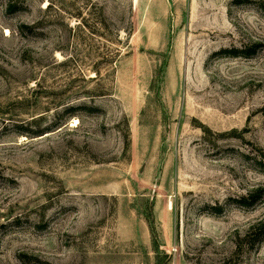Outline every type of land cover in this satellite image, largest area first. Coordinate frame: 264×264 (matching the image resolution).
<instances>
[{
    "label": "rangeland",
    "instance_id": "obj_1",
    "mask_svg": "<svg viewBox=\"0 0 264 264\" xmlns=\"http://www.w3.org/2000/svg\"><path fill=\"white\" fill-rule=\"evenodd\" d=\"M0 264H264V0H0Z\"/></svg>",
    "mask_w": 264,
    "mask_h": 264
},
{
    "label": "trees",
    "instance_id": "obj_2",
    "mask_svg": "<svg viewBox=\"0 0 264 264\" xmlns=\"http://www.w3.org/2000/svg\"><path fill=\"white\" fill-rule=\"evenodd\" d=\"M246 201H248L246 198H243V199H241V201H239L238 203H241V205H243V206H245V205H248V204H246L247 202ZM253 202V201H252ZM254 203V202H253Z\"/></svg>",
    "mask_w": 264,
    "mask_h": 264
}]
</instances>
